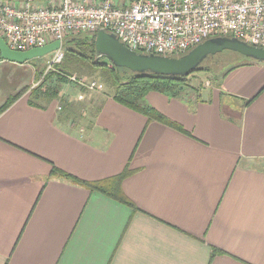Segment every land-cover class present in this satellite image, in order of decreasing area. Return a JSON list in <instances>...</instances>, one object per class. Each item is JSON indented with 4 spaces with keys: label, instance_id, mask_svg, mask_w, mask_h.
<instances>
[{
    "label": "crops",
    "instance_id": "crops-1",
    "mask_svg": "<svg viewBox=\"0 0 264 264\" xmlns=\"http://www.w3.org/2000/svg\"><path fill=\"white\" fill-rule=\"evenodd\" d=\"M243 64L216 89L146 94L179 131L108 94L31 103L36 70L0 57V108L18 96L0 112V264H264V65ZM53 168L128 170L134 209Z\"/></svg>",
    "mask_w": 264,
    "mask_h": 264
},
{
    "label": "built area",
    "instance_id": "built-area-1",
    "mask_svg": "<svg viewBox=\"0 0 264 264\" xmlns=\"http://www.w3.org/2000/svg\"><path fill=\"white\" fill-rule=\"evenodd\" d=\"M100 29L133 51L167 57L215 37L264 48V0H0V37L10 50L59 43L47 69L64 60L66 38Z\"/></svg>",
    "mask_w": 264,
    "mask_h": 264
},
{
    "label": "trees",
    "instance_id": "trees-1",
    "mask_svg": "<svg viewBox=\"0 0 264 264\" xmlns=\"http://www.w3.org/2000/svg\"><path fill=\"white\" fill-rule=\"evenodd\" d=\"M95 37V33H82L75 36H69L64 41L66 46H68L67 50H65V53L66 51H70L76 55V58H80L90 63L92 68L100 69L106 72L107 82L114 88L112 94V99L114 101L130 110H133L145 116L149 120H155L164 124H168L169 126L179 129V131H181L176 124L169 122L154 108L149 106L145 102V96L150 91L174 93L176 90H181L182 88L186 89L189 86L188 78L192 74L188 77H164L153 74H135L124 68H115L110 65L109 62L107 63L106 60L101 59L97 61L95 59ZM233 54L239 56L240 58H244L236 53ZM207 62H212V67L205 66V63ZM218 65L220 64L217 61V57L215 55L213 57L207 58V60L201 65V67L194 72H211L215 68L218 69ZM243 65V63H237L231 64L225 69H218V71L220 70L219 73L221 75V80L227 77L229 73ZM52 76L53 74L49 73L43 79L45 80L46 78ZM37 79L38 78H36V80ZM58 79H60L62 82L65 80L67 81L66 76H59ZM57 95L58 94L55 91H44L43 84L37 85L36 87L30 89L31 103H34L42 96L48 101L55 100V96ZM16 97L18 96L16 95L15 97L11 98L8 102H6V104L0 108V112L6 109L15 100ZM249 102L250 101H245L244 105H248ZM51 174L52 176L60 177L69 180L76 185L88 188L91 191H97L106 194L112 197L113 199H116L119 202H122L123 204L134 209L133 204L121 193L119 189L121 181L130 174V172L126 169L116 177L94 183H88L78 180L54 168L52 169Z\"/></svg>",
    "mask_w": 264,
    "mask_h": 264
},
{
    "label": "water",
    "instance_id": "water-1",
    "mask_svg": "<svg viewBox=\"0 0 264 264\" xmlns=\"http://www.w3.org/2000/svg\"><path fill=\"white\" fill-rule=\"evenodd\" d=\"M59 48L58 42L25 52L10 50L0 37V57L17 64H24L38 57H45ZM224 51L236 53L245 59L264 62V48L249 45L236 38H210L178 57L143 54L122 44L114 34L100 29L95 37V59L106 60L115 68H124L135 74H153L164 77H188L209 57Z\"/></svg>",
    "mask_w": 264,
    "mask_h": 264
},
{
    "label": "rangeland",
    "instance_id": "rangeland-1",
    "mask_svg": "<svg viewBox=\"0 0 264 264\" xmlns=\"http://www.w3.org/2000/svg\"><path fill=\"white\" fill-rule=\"evenodd\" d=\"M63 46L65 50H67L68 46H66L65 43ZM216 57L220 64L218 65V69L220 70L225 69L231 64L237 63L253 62L255 64L264 65V62L258 63L250 59L240 58L239 56L226 51L216 55ZM49 58L50 54L45 57H38L26 62V67L10 68L9 71L13 72L16 77H22L24 72H26V76L28 75L29 77L30 73H32L33 70H36V78L38 79L32 80L28 87L33 88L37 85L43 84L44 91H55L58 94L55 96L54 100L57 103V112H61L60 108L68 101L71 103L77 102L83 104V102L90 97H96L99 94H113L114 88L107 82L106 72L92 68L90 63L80 58H76L74 53L66 51L64 60L52 69L46 68V62ZM211 63L212 62H207L205 63V66L212 67ZM218 69L215 68L211 72H194L188 78V84L198 90L216 89L222 84L221 75L219 73L220 70L218 71ZM49 73L53 74V76L44 80L43 78ZM59 76H66L67 81L65 80L62 82L58 79ZM71 76H75V80H70L69 77ZM99 86H101V88H99ZM78 96H81L80 98L83 99L79 101ZM41 98H43V96Z\"/></svg>",
    "mask_w": 264,
    "mask_h": 264
}]
</instances>
